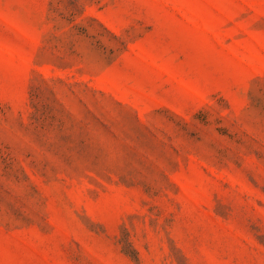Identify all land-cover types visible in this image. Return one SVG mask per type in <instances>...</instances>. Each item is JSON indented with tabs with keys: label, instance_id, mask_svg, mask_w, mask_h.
Masks as SVG:
<instances>
[{
	"label": "rangeland",
	"instance_id": "1",
	"mask_svg": "<svg viewBox=\"0 0 264 264\" xmlns=\"http://www.w3.org/2000/svg\"><path fill=\"white\" fill-rule=\"evenodd\" d=\"M0 264H264V0H0Z\"/></svg>",
	"mask_w": 264,
	"mask_h": 264
}]
</instances>
